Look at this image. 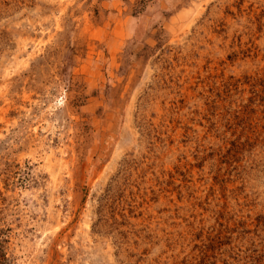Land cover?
<instances>
[{"label": "rangeland", "instance_id": "1", "mask_svg": "<svg viewBox=\"0 0 264 264\" xmlns=\"http://www.w3.org/2000/svg\"><path fill=\"white\" fill-rule=\"evenodd\" d=\"M0 264H264V0H0Z\"/></svg>", "mask_w": 264, "mask_h": 264}]
</instances>
